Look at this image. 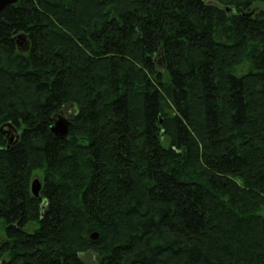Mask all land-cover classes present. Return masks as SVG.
Masks as SVG:
<instances>
[{
    "label": "trees",
    "instance_id": "trees-1",
    "mask_svg": "<svg viewBox=\"0 0 264 264\" xmlns=\"http://www.w3.org/2000/svg\"><path fill=\"white\" fill-rule=\"evenodd\" d=\"M2 126L0 264H264V0H19Z\"/></svg>",
    "mask_w": 264,
    "mask_h": 264
},
{
    "label": "rangeland",
    "instance_id": "rangeland-1",
    "mask_svg": "<svg viewBox=\"0 0 264 264\" xmlns=\"http://www.w3.org/2000/svg\"><path fill=\"white\" fill-rule=\"evenodd\" d=\"M230 9H228L227 12H229ZM60 112V113H59ZM57 113V116H62L68 120H72L74 119V117L76 116L77 114V110H76V107L72 106V105H68V106H65L62 111H59ZM57 120V117H55L54 121ZM54 123V122H53ZM53 126V125H52ZM14 129H9L8 127H1L0 131H1V134L3 136H5V138L9 141L10 139H12V141H15L18 139V132L17 130L18 129H15V127H13ZM11 141V143H12ZM43 177H44V170H35L31 173V176L29 178V182L32 181V179L34 178H37L39 179L41 182H43ZM38 228V225L37 223H29L27 226H25V232L27 233H32L33 231H35L36 229ZM5 239L4 237V234H3V227L2 225L0 224V241ZM2 242V241H1ZM10 255L9 254H6L4 259H6V261L9 259ZM85 259L86 261H88L89 263H94L96 262V256L92 253H89L85 256Z\"/></svg>",
    "mask_w": 264,
    "mask_h": 264
},
{
    "label": "water",
    "instance_id": "water-1",
    "mask_svg": "<svg viewBox=\"0 0 264 264\" xmlns=\"http://www.w3.org/2000/svg\"><path fill=\"white\" fill-rule=\"evenodd\" d=\"M19 0H0V13L7 7L15 5L18 3ZM228 11V9L226 10ZM253 14L251 12L248 17H250ZM71 127V121L62 117V116H57V120L54 121L52 128L50 129L51 134L61 140H64L68 137L69 130ZM12 139L9 140V144L11 143ZM41 182L37 179L34 178L30 182L29 189L30 193L34 198H38L40 191H41ZM97 238L96 235L92 236V239L95 240Z\"/></svg>",
    "mask_w": 264,
    "mask_h": 264
}]
</instances>
